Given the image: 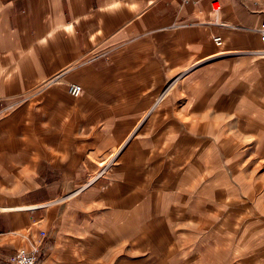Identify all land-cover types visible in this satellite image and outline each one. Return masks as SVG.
<instances>
[{"label":"crops","instance_id":"1","mask_svg":"<svg viewBox=\"0 0 264 264\" xmlns=\"http://www.w3.org/2000/svg\"><path fill=\"white\" fill-rule=\"evenodd\" d=\"M263 15L264 0H0V111L16 103L0 112V264L19 248L180 264L182 235L250 208L229 169L264 147Z\"/></svg>","mask_w":264,"mask_h":264},{"label":"rangeland","instance_id":"2","mask_svg":"<svg viewBox=\"0 0 264 264\" xmlns=\"http://www.w3.org/2000/svg\"><path fill=\"white\" fill-rule=\"evenodd\" d=\"M260 123L264 131V121ZM247 124L243 132L249 136L255 134L254 124H258V121H250ZM257 131L259 132V127ZM214 133L217 134L218 146H221L219 130H214ZM263 153L264 147H241L239 154L235 152L231 160L230 174L234 176L236 182L238 181L239 190L248 196L245 203L247 207H251H243L239 210L240 207L236 204L232 207L230 205L229 212L232 217L227 224L215 226V221L214 223L205 222L206 228L212 231L205 234L192 233V236L188 233L185 236L182 235V239L179 240L178 254L177 250L175 253V256L178 255L181 259L180 264H264V225L252 224L254 219L264 221V159H261L264 158ZM111 164L112 161L101 167L96 174L98 178L107 172ZM199 170L197 167H192V191L196 186L199 192L202 191L199 178L197 183L194 180ZM204 191L207 192L206 189ZM196 201L197 205L200 204L198 200ZM241 222L245 225L249 222V226L245 230H237ZM259 227L261 231H258ZM174 241L177 245L178 240L174 239Z\"/></svg>","mask_w":264,"mask_h":264},{"label":"built area","instance_id":"3","mask_svg":"<svg viewBox=\"0 0 264 264\" xmlns=\"http://www.w3.org/2000/svg\"><path fill=\"white\" fill-rule=\"evenodd\" d=\"M179 1L182 5H188L193 0H179ZM257 32H258L259 40H260V43H261L263 49L260 52H256V54H258L260 56H264V15L261 18L259 27L257 28ZM213 41L217 46H219L221 44L220 38H214ZM54 83H55V80L50 82V84H54ZM66 93L69 97L77 98L81 95L82 88H81V86H79L77 84H69L66 87ZM14 104H16V103H13L9 106H6L0 112H5L9 108H11ZM97 177L98 176H95L94 179H96ZM41 234L44 235L43 232ZM9 259H10V262L12 264H39L38 249H34V250L29 251V250H26L24 248H19L9 257Z\"/></svg>","mask_w":264,"mask_h":264}]
</instances>
